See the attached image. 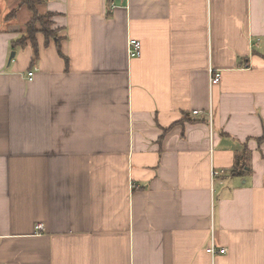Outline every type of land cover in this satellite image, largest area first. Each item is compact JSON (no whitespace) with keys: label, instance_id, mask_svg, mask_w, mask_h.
<instances>
[{"label":"crops","instance_id":"crops-1","mask_svg":"<svg viewBox=\"0 0 264 264\" xmlns=\"http://www.w3.org/2000/svg\"><path fill=\"white\" fill-rule=\"evenodd\" d=\"M37 9L35 57L0 0V264H264V0Z\"/></svg>","mask_w":264,"mask_h":264},{"label":"trees","instance_id":"trees-1","mask_svg":"<svg viewBox=\"0 0 264 264\" xmlns=\"http://www.w3.org/2000/svg\"><path fill=\"white\" fill-rule=\"evenodd\" d=\"M21 3L26 4L29 7V9L33 13V18L28 23L27 26L28 36L27 37L24 36L22 37V39L14 42L13 47L18 45L23 46L27 43V40L29 39L33 47L35 48V57L38 56L37 41H36V34L38 32H42L44 34L47 42H49L51 38L55 39L58 47H60V37H58L59 31L58 29L52 27L53 24V22L51 21L52 14L50 13L40 14L37 9L38 0H21ZM260 141L261 142L264 141V136L259 138V142ZM240 169L242 171L245 169V167L243 166Z\"/></svg>","mask_w":264,"mask_h":264},{"label":"built area","instance_id":"built-area-1","mask_svg":"<svg viewBox=\"0 0 264 264\" xmlns=\"http://www.w3.org/2000/svg\"><path fill=\"white\" fill-rule=\"evenodd\" d=\"M128 48H129L130 57H139L142 53L141 42L139 40L130 39L129 44H128ZM33 74H34V72L30 71L29 72V78H32ZM220 80H221V73L218 71L211 70V72H210V83H211V85L218 84L220 82ZM194 113L197 114L198 111H195ZM215 174L219 175L220 173L215 172ZM37 228L39 230H43L44 225L42 223H40V224H38ZM207 251L214 256L216 254L225 253L227 251V249L225 247L217 248L214 245V243H212L207 248Z\"/></svg>","mask_w":264,"mask_h":264},{"label":"water","instance_id":"water-1","mask_svg":"<svg viewBox=\"0 0 264 264\" xmlns=\"http://www.w3.org/2000/svg\"><path fill=\"white\" fill-rule=\"evenodd\" d=\"M14 56H15V53L14 52H12V54H11V59H13L14 58Z\"/></svg>","mask_w":264,"mask_h":264}]
</instances>
